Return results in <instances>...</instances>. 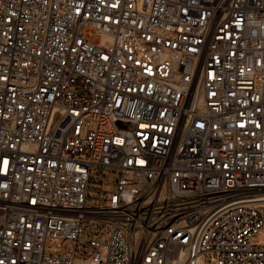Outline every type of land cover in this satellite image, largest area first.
I'll use <instances>...</instances> for the list:
<instances>
[{
	"label": "built area",
	"instance_id": "obj_1",
	"mask_svg": "<svg viewBox=\"0 0 264 264\" xmlns=\"http://www.w3.org/2000/svg\"><path fill=\"white\" fill-rule=\"evenodd\" d=\"M260 231L264 0H0V264H264Z\"/></svg>",
	"mask_w": 264,
	"mask_h": 264
},
{
	"label": "rangeland",
	"instance_id": "obj_2",
	"mask_svg": "<svg viewBox=\"0 0 264 264\" xmlns=\"http://www.w3.org/2000/svg\"><path fill=\"white\" fill-rule=\"evenodd\" d=\"M115 174L116 172L95 167L92 171V180L89 188L87 207H98L108 202L110 194L115 190ZM111 225L97 221H83V231L80 239L87 241L82 248L79 244L77 257L81 256L85 259L91 257V253L97 250L96 246H91L88 241L96 240L101 243H107L110 238ZM253 243H264V232L260 231L252 237ZM68 242L65 243V245ZM103 251V250H102ZM53 253V251H47ZM60 250L59 253H62Z\"/></svg>",
	"mask_w": 264,
	"mask_h": 264
},
{
	"label": "bare ground",
	"instance_id": "obj_3",
	"mask_svg": "<svg viewBox=\"0 0 264 264\" xmlns=\"http://www.w3.org/2000/svg\"><path fill=\"white\" fill-rule=\"evenodd\" d=\"M77 264H92V263L88 261V262H84V263L83 262H77Z\"/></svg>",
	"mask_w": 264,
	"mask_h": 264
}]
</instances>
